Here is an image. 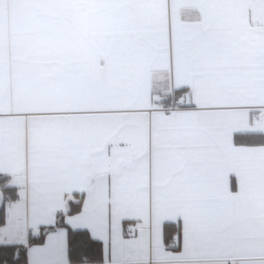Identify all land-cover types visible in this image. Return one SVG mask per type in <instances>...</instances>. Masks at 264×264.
Segmentation results:
<instances>
[{"label":"snow or ice","instance_id":"obj_1","mask_svg":"<svg viewBox=\"0 0 264 264\" xmlns=\"http://www.w3.org/2000/svg\"><path fill=\"white\" fill-rule=\"evenodd\" d=\"M0 264H264V0H0Z\"/></svg>","mask_w":264,"mask_h":264}]
</instances>
